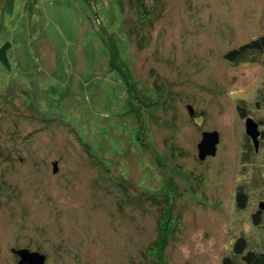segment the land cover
<instances>
[{
    "label": "rangeland",
    "instance_id": "374dc122",
    "mask_svg": "<svg viewBox=\"0 0 264 264\" xmlns=\"http://www.w3.org/2000/svg\"><path fill=\"white\" fill-rule=\"evenodd\" d=\"M263 33L264 0H0V264H220L234 236L258 244L264 187L243 210L234 193L264 165L241 166L236 106L264 120V54L224 53Z\"/></svg>",
    "mask_w": 264,
    "mask_h": 264
},
{
    "label": "trees",
    "instance_id": "16d2710c",
    "mask_svg": "<svg viewBox=\"0 0 264 264\" xmlns=\"http://www.w3.org/2000/svg\"><path fill=\"white\" fill-rule=\"evenodd\" d=\"M85 1V0H84ZM108 43H106L107 53H112L115 51L113 46L115 42L113 41L112 36L109 37ZM9 49V43L3 42L0 45V65L8 68V60L6 56V52ZM264 54V33L248 40L241 45L232 48L224 53V58L230 62H239V61H257L258 57ZM112 59L114 57L112 56ZM114 62V63H113ZM119 63V65H118ZM111 69H116L121 77L124 79V82L127 86L133 87L131 85L130 78H126L125 70L122 68L123 65L120 64L118 60L110 61ZM255 109H264V92L262 91L256 101L253 103ZM249 109V108H248ZM245 107H242L241 104H237L236 110L240 118L250 117L257 123V128L259 130V135L257 136V148L254 149V146L251 140L244 135L242 142V149L240 163L241 166L244 167L243 170L248 167L249 164H254L256 162L257 156H261V162L264 165V120L257 119L250 115L249 110ZM212 131V130H211ZM215 131V130H214ZM197 150V149H196ZM197 155V153H196ZM264 167V166H263ZM249 177L247 178V174L243 173V176H240L239 184L236 186V190L234 193V205L236 210H243L248 203V190L250 188H256L261 185L264 187V171L261 173L260 171H252ZM259 200L256 204V208L250 213V222L254 227H259L262 224V230L264 233V214L261 209H258L259 202H263ZM264 263V234L262 236L261 241L257 243H251L248 238L243 234H238L233 237V241L231 243V248L229 252H227L221 259L220 264H263Z\"/></svg>",
    "mask_w": 264,
    "mask_h": 264
},
{
    "label": "water",
    "instance_id": "95a60500",
    "mask_svg": "<svg viewBox=\"0 0 264 264\" xmlns=\"http://www.w3.org/2000/svg\"><path fill=\"white\" fill-rule=\"evenodd\" d=\"M187 110L188 113L192 115L193 110L189 105L187 106ZM243 131L244 134L251 140L254 149H256L257 136L259 135L257 123L250 117H245L243 120ZM217 143L218 134L216 131H202L200 133V140L196 144L197 158L199 160H203L206 156H213L216 151ZM53 169L55 170V164H53ZM257 206L258 209H261L264 214V201L259 202ZM12 253H14L18 258L14 264H46L45 256L39 254L36 251H29L26 248H19L13 249Z\"/></svg>",
    "mask_w": 264,
    "mask_h": 264
}]
</instances>
